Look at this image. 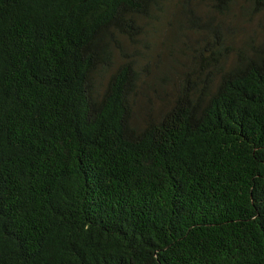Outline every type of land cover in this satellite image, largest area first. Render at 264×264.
Here are the masks:
<instances>
[{
  "label": "trees",
  "instance_id": "obj_1",
  "mask_svg": "<svg viewBox=\"0 0 264 264\" xmlns=\"http://www.w3.org/2000/svg\"><path fill=\"white\" fill-rule=\"evenodd\" d=\"M236 1L0 0V264H264V0L232 45Z\"/></svg>",
  "mask_w": 264,
  "mask_h": 264
},
{
  "label": "rangeland",
  "instance_id": "obj_2",
  "mask_svg": "<svg viewBox=\"0 0 264 264\" xmlns=\"http://www.w3.org/2000/svg\"><path fill=\"white\" fill-rule=\"evenodd\" d=\"M243 4H245L244 0H237L235 2L234 7L231 9L229 17H225L224 21L226 22L225 24L227 25V31H230L229 35V40L233 43L232 45H238L241 41L244 39H249L250 37L256 38L258 37V32L257 29H255V23H256V18L251 19L250 21H246V18L242 15L241 9L243 8ZM201 9L205 11L206 7L205 5L201 6ZM228 19V20H227ZM190 38L189 42L191 45H194V36L188 35ZM169 40V35H158L157 41L156 39H151L150 42L153 43L152 45L155 46L153 49H147L146 50V55L149 56V62L148 64L153 65V62L161 58L163 61H165L164 56L167 57V51L165 46L163 47L159 42L163 40ZM155 42L156 45H155ZM168 43V42H167ZM173 51L177 53L176 49L169 44ZM170 50V49H168ZM182 50H178V53ZM157 56V57H156ZM143 75L146 76L145 81L147 82H153V78L156 81V84L159 83L157 79L163 75H165V72H141ZM177 72H170V75L172 76V83L177 82ZM161 85V84H159ZM156 86L158 90V86ZM143 88V85L141 87V90ZM147 90V89H146ZM149 90V89H148ZM172 91L171 85L167 88V91ZM147 94L150 96V106L153 108H158L160 106V103L156 102V95L152 93L151 91H147ZM138 106L137 108H145L147 106V103L145 104L144 102L141 101V98L138 99L137 101Z\"/></svg>",
  "mask_w": 264,
  "mask_h": 264
}]
</instances>
